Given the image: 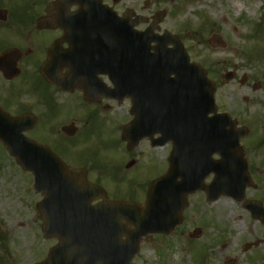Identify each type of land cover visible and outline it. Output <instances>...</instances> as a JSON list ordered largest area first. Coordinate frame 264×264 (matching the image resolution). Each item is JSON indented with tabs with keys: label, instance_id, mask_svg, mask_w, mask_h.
I'll return each instance as SVG.
<instances>
[{
	"label": "rangeland",
	"instance_id": "1",
	"mask_svg": "<svg viewBox=\"0 0 264 264\" xmlns=\"http://www.w3.org/2000/svg\"><path fill=\"white\" fill-rule=\"evenodd\" d=\"M43 1L47 3L48 0H0V7L9 12L6 23H0L1 46L11 45L17 38L21 29L18 13H23L34 2ZM144 1L137 0L140 6ZM150 2L152 5L143 15L150 18L156 11H166L160 29L179 37L191 61L207 70L215 82L218 112L230 114L240 127H247L252 133H262L264 0ZM31 9L38 11L34 5L28 11ZM9 28L11 30L7 31ZM213 35L221 36L227 46L211 47L207 41ZM29 38L30 42L37 43L50 40L48 33H32ZM228 72H235L236 79L224 83L223 77ZM243 77L247 78L245 85L240 84ZM256 86L259 89L254 91ZM37 96L9 95L6 103L8 95H0V105L13 116L33 113L39 101ZM15 100L18 102L14 103ZM111 105L104 111L98 108L100 115L95 108L83 103L81 95L58 100L51 106V119L45 121V115L40 126L28 136L47 144L67 167L85 168L90 183L101 185L110 201L144 204L148 183L168 170L171 145L154 148L144 140L134 151L128 152L122 131L132 121L130 104L124 101L121 105ZM82 109L94 120L88 119L86 114L78 115ZM44 112L45 109H41L39 113ZM63 122L66 126L75 124L78 131L74 137L61 133L59 125ZM131 162L132 167L127 169ZM33 179L0 144V264H38L47 259L50 248L56 244L55 240L44 238L43 219L37 209L43 197L35 192ZM197 229L202 234L190 238ZM151 237L149 242L143 240L133 264H227L231 261L234 264H264V245L247 255L241 252L244 244L263 239L264 229L250 221L242 208L227 198L208 204L203 193L190 196L182 226L171 236Z\"/></svg>",
	"mask_w": 264,
	"mask_h": 264
},
{
	"label": "water",
	"instance_id": "2",
	"mask_svg": "<svg viewBox=\"0 0 264 264\" xmlns=\"http://www.w3.org/2000/svg\"><path fill=\"white\" fill-rule=\"evenodd\" d=\"M99 1L86 2L90 6L100 4ZM82 15L89 19V14ZM6 16L7 12H0V20L5 21ZM38 25L50 28L43 19ZM135 36L138 38H131L129 44L121 35L115 64L120 100L138 97L137 107L132 110L135 120L124 128L123 140L128 142L130 151L155 134L161 138L154 145L168 142L173 145L169 171L150 185L145 207L106 201L102 188L86 182L85 171L67 168L49 148L25 137L36 124L33 116L13 118L0 109V142L18 165L35 177V191L44 197L38 204L43 232L47 239L59 242L41 264H132L144 237L170 235L183 222L189 195L204 191L209 202L222 196L239 202L244 198L249 176L240 141L246 130H236V123L228 115L217 114L215 83L208 79L205 70L190 62L177 37ZM139 38H147L144 46L139 45L142 42ZM151 43L158 44L154 53ZM208 43L216 48L225 47L220 36H214ZM170 45L173 48H168ZM13 55H17L16 50L0 55V70L9 78L18 75ZM112 68L113 62L106 72L110 76ZM48 69L49 63L43 74L50 79ZM233 77L232 73L227 74L224 81L230 82ZM157 85L161 86L160 97L168 102V111L159 116L152 110L153 105L146 112L144 103L139 102L140 97L150 95L152 88L156 92ZM63 131L73 136L76 129L66 127ZM214 155L220 160L215 161ZM212 173L215 178L206 186L205 179ZM99 199L105 201L92 206Z\"/></svg>",
	"mask_w": 264,
	"mask_h": 264
},
{
	"label": "flooded vegetation",
	"instance_id": "3",
	"mask_svg": "<svg viewBox=\"0 0 264 264\" xmlns=\"http://www.w3.org/2000/svg\"><path fill=\"white\" fill-rule=\"evenodd\" d=\"M56 1L48 0L47 3L46 1L32 3L31 5L38 9V13L34 9L28 11L31 5L28 6L26 12L24 9L23 13H18V19L21 21L18 26L21 24V29L17 38L14 39L11 45H0V54L11 48L19 50L17 55H13L12 58V62L18 61L17 69L19 75L15 78H9L0 71V95H8L4 101L6 103L9 95H38L39 101L36 106L34 105L36 111L34 112L36 115L38 114L39 126L42 121L41 118L45 117V115H47L45 121L51 119L50 110L52 104L54 105L58 100L66 101L72 95H81L83 103L95 108L99 113L100 109L98 108L104 111L112 107L111 103L116 104L114 100H107L102 96L107 95L104 91V86H110L109 77L102 74V70L96 66V55L88 52L95 49L96 41L99 40L95 33L100 31V29L96 28L100 21L97 19H86L82 14L86 13L88 15L89 7L85 6L83 8L81 4L73 2V0H60V4L53 7L52 12L48 13V7ZM101 1L111 17L108 23L120 25L121 21H123L128 25L129 30L132 31L137 29L144 31L152 21V17L160 12L156 11L150 15L152 16L150 18L143 15L152 5L150 0L144 1L143 6H140L137 0ZM0 10H2L1 7ZM137 15L145 16L150 21L148 22L145 19L146 23L137 27ZM40 18L48 20L49 29L38 28L37 21ZM0 23L3 22L0 21ZM22 25L27 28L22 27ZM10 30V28L7 29V31ZM161 32L162 30L160 29L158 33L161 34ZM32 33L41 35L48 33L50 40L47 42L40 40L38 43L30 42L29 37ZM83 57L88 62H91L90 68L88 65H83ZM48 63L49 69L47 72L50 79H47L42 73L43 67ZM86 95H90L91 98L88 99ZM16 102L18 100L14 101V103ZM104 102L106 103L104 104ZM41 109H45V112L39 113ZM85 114L88 119L94 120L86 110L78 111L80 116ZM100 115L102 114L100 113ZM71 117H73L72 114ZM65 124L64 122L61 123L59 129L64 127ZM250 132L245 138V142L243 141V148L251 182L246 189L244 201L238 205L246 213L250 221L264 229V216L262 215V212H264V153L262 152L264 149V131L258 134ZM247 139L249 141H246ZM249 243L260 244L251 250L254 252L258 250V247L264 245V238Z\"/></svg>",
	"mask_w": 264,
	"mask_h": 264
}]
</instances>
